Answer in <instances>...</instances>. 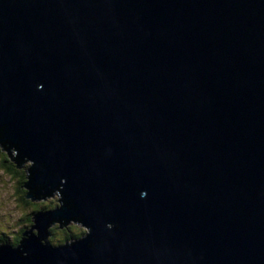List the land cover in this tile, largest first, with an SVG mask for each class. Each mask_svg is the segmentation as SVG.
<instances>
[{
    "label": "water",
    "instance_id": "95a60500",
    "mask_svg": "<svg viewBox=\"0 0 264 264\" xmlns=\"http://www.w3.org/2000/svg\"><path fill=\"white\" fill-rule=\"evenodd\" d=\"M0 138L61 194L0 264H264V0H0Z\"/></svg>",
    "mask_w": 264,
    "mask_h": 264
},
{
    "label": "trees",
    "instance_id": "16d2710c",
    "mask_svg": "<svg viewBox=\"0 0 264 264\" xmlns=\"http://www.w3.org/2000/svg\"><path fill=\"white\" fill-rule=\"evenodd\" d=\"M29 168L30 161L27 158H19L18 150L0 138V177L10 185L18 212L17 218L8 225L12 227L6 226V229L0 227V242L12 247H17L21 243L28 229H32V234L38 236V230L32 228V225L35 224L33 219L36 214L60 206L61 194L59 190L48 194L52 198L44 196L35 200L27 196L25 185ZM71 222L73 221L60 225L58 222H54L48 227L46 241L50 247H56L84 235V228ZM40 241L44 242L43 239Z\"/></svg>",
    "mask_w": 264,
    "mask_h": 264
},
{
    "label": "rangeland",
    "instance_id": "374dc122",
    "mask_svg": "<svg viewBox=\"0 0 264 264\" xmlns=\"http://www.w3.org/2000/svg\"><path fill=\"white\" fill-rule=\"evenodd\" d=\"M45 197L52 198L48 195H46ZM55 208L57 207H54L51 210ZM17 216H18V212L15 207L12 189L8 184V182L3 181L2 178L0 177V227L2 229H6L5 227L8 226L10 222H13L17 218ZM52 222H58L60 225L62 223L66 224L67 222L70 221H67L66 219H62L61 221L54 220ZM71 223L77 224V226L80 228L83 227L84 231H86V228L83 226L84 224L82 222L73 221ZM8 227H12V226H8Z\"/></svg>",
    "mask_w": 264,
    "mask_h": 264
},
{
    "label": "bare ground",
    "instance_id": "6f19581e",
    "mask_svg": "<svg viewBox=\"0 0 264 264\" xmlns=\"http://www.w3.org/2000/svg\"><path fill=\"white\" fill-rule=\"evenodd\" d=\"M62 220V219H61ZM61 220H58V221H61ZM72 220H74V219H72ZM76 221H79V220H77V219H75ZM80 222V221H79Z\"/></svg>",
    "mask_w": 264,
    "mask_h": 264
},
{
    "label": "clouds",
    "instance_id": "9594fccd",
    "mask_svg": "<svg viewBox=\"0 0 264 264\" xmlns=\"http://www.w3.org/2000/svg\"><path fill=\"white\" fill-rule=\"evenodd\" d=\"M143 195V194H142ZM72 221V220H71ZM74 221H76V220H74Z\"/></svg>",
    "mask_w": 264,
    "mask_h": 264
}]
</instances>
